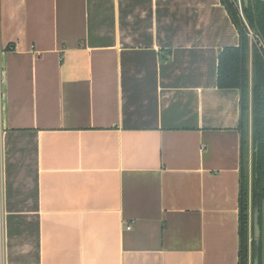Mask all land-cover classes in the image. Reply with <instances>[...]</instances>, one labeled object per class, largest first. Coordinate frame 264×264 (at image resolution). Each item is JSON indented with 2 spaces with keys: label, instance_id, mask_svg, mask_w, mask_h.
Here are the masks:
<instances>
[{
  "label": "crops",
  "instance_id": "obj_1",
  "mask_svg": "<svg viewBox=\"0 0 264 264\" xmlns=\"http://www.w3.org/2000/svg\"><path fill=\"white\" fill-rule=\"evenodd\" d=\"M239 44L222 0H0V264H240Z\"/></svg>",
  "mask_w": 264,
  "mask_h": 264
},
{
  "label": "trees",
  "instance_id": "obj_2",
  "mask_svg": "<svg viewBox=\"0 0 264 264\" xmlns=\"http://www.w3.org/2000/svg\"><path fill=\"white\" fill-rule=\"evenodd\" d=\"M226 5L233 22L240 34L238 46L225 47L218 58L217 82L220 88H240L242 90L243 113V168L240 215V264H249L250 254V180L246 166V111L249 108V85L251 78L252 92V171L251 201L253 210L256 205L260 209V225L262 230L260 241V264H264V0H252L249 7L244 6V15L254 32L251 42L248 28L239 15L233 0H222ZM252 57V74L248 67ZM253 227V226H252ZM254 246V239H252Z\"/></svg>",
  "mask_w": 264,
  "mask_h": 264
},
{
  "label": "water",
  "instance_id": "obj_3",
  "mask_svg": "<svg viewBox=\"0 0 264 264\" xmlns=\"http://www.w3.org/2000/svg\"><path fill=\"white\" fill-rule=\"evenodd\" d=\"M244 6L247 8L250 4H252V0H243ZM252 225H253V239H254V253H253V261L252 264H260V241H261V225H260V209L259 205H256L253 210L252 217Z\"/></svg>",
  "mask_w": 264,
  "mask_h": 264
},
{
  "label": "built area",
  "instance_id": "obj_4",
  "mask_svg": "<svg viewBox=\"0 0 264 264\" xmlns=\"http://www.w3.org/2000/svg\"><path fill=\"white\" fill-rule=\"evenodd\" d=\"M235 3H236V6L238 8V11H239V15L241 16V18L244 20L248 30H249V35L253 34L254 35V32L252 30V28L249 26V24L247 23L246 21V17L244 15V4H243V0H233Z\"/></svg>",
  "mask_w": 264,
  "mask_h": 264
},
{
  "label": "rangeland",
  "instance_id": "obj_5",
  "mask_svg": "<svg viewBox=\"0 0 264 264\" xmlns=\"http://www.w3.org/2000/svg\"><path fill=\"white\" fill-rule=\"evenodd\" d=\"M249 31V30H248ZM250 40H251V42H253V40H254V35L253 34H251L250 35ZM250 59H252V57H251V54H250V57H249V60ZM252 74V73H251ZM252 83H251V78H250V85H251ZM250 85H249V90H250ZM248 99H249V95H248ZM250 114H252V110H251V108H250V106H249V108L247 109V111H246V117H245V122L247 123V120H248V117H249V115ZM246 139H247V133H246ZM246 158H248V156H247V150H246ZM247 166V165H246Z\"/></svg>",
  "mask_w": 264,
  "mask_h": 264
}]
</instances>
